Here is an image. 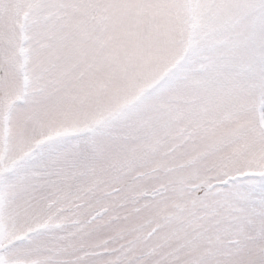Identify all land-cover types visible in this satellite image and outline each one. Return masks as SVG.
I'll return each mask as SVG.
<instances>
[{
  "label": "snow or ice",
  "instance_id": "snow-or-ice-1",
  "mask_svg": "<svg viewBox=\"0 0 264 264\" xmlns=\"http://www.w3.org/2000/svg\"><path fill=\"white\" fill-rule=\"evenodd\" d=\"M0 264H264V0H0Z\"/></svg>",
  "mask_w": 264,
  "mask_h": 264
}]
</instances>
